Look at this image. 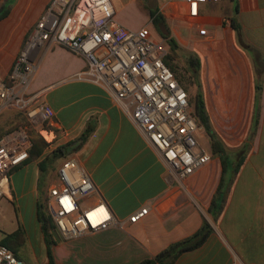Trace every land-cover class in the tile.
<instances>
[{"label": "crops", "instance_id": "0c3cea01", "mask_svg": "<svg viewBox=\"0 0 264 264\" xmlns=\"http://www.w3.org/2000/svg\"><path fill=\"white\" fill-rule=\"evenodd\" d=\"M50 1L0 0V7L10 4L0 20V78L6 85L12 84L15 57ZM110 1L117 23L144 28L154 40L149 26L158 33L151 20V11H157L183 54L195 57L196 92L218 144L213 149L202 126L203 133L198 130L196 136L211 160L180 179L107 91L75 78L86 67L85 59L47 42L30 52L35 70L28 91L36 94L33 105L44 103L53 110L52 118L42 123L51 139L39 155L10 172L9 194L0 199V243L23 264L29 250L49 264L37 205L46 203L57 168L71 158L93 181L89 202L105 201L123 222L92 234L102 232L103 245L118 246L114 256L125 264L153 258L203 222L210 226L205 241L171 264H264V0L207 1L195 18L181 0ZM231 17L238 30L230 25ZM4 110L8 108L0 114ZM63 146L64 155L52 154ZM220 196L215 215L209 207ZM142 206H148L147 214L129 223V215ZM61 246V239L49 246L56 264H61L55 260Z\"/></svg>", "mask_w": 264, "mask_h": 264}, {"label": "built area", "instance_id": "2783aa9c", "mask_svg": "<svg viewBox=\"0 0 264 264\" xmlns=\"http://www.w3.org/2000/svg\"><path fill=\"white\" fill-rule=\"evenodd\" d=\"M187 14L195 18L199 7L219 0H181ZM56 43L86 61L75 74L107 91L121 105L141 135L154 147L170 169L184 179L211 160L197 141L199 129L191 112L187 91L164 62L162 41L142 28L127 29L114 19L110 0H51L24 41L10 71L11 85L0 78V110L23 112L44 136L42 123L53 116L47 104L33 105L29 93L35 65L30 52L45 43ZM47 133V132H45ZM31 136L18 127L0 137V199L9 194L12 168L28 157ZM95 186L90 175L71 158L57 168V181L47 191V207L62 238H73L122 225L103 200L89 202ZM142 206L127 218L134 223L148 212ZM0 264H23L0 243Z\"/></svg>", "mask_w": 264, "mask_h": 264}, {"label": "trees", "instance_id": "16d2710c", "mask_svg": "<svg viewBox=\"0 0 264 264\" xmlns=\"http://www.w3.org/2000/svg\"><path fill=\"white\" fill-rule=\"evenodd\" d=\"M9 7H10L9 3H5L0 7V20L7 15L9 11ZM236 11H237V4L235 3L234 12ZM151 20H152L153 26L157 29L161 37L165 39L168 45V51L166 52L163 60L167 64V66L170 68V70L173 72L175 77L177 78L176 67L172 63H173L174 56H176L177 54L176 52L179 49V45L177 41L172 36H170L168 27L163 17L161 15H158L157 11H151ZM230 25L233 27L234 30H238L239 28L234 17H231ZM161 26L164 29L161 30ZM185 55H184V58L188 59V62L190 63L189 70L191 69V74L193 75V78H195V72L197 69V61L195 57L192 56L191 54L186 55V56ZM177 80L179 81L178 78ZM188 98H189V103L191 106V112L196 117L198 126H202L204 128L211 142V146L214 149V146L218 144V141L215 138V135L210 128L209 119L206 114L204 102H203L200 91H197L193 97L188 96ZM16 113H17L16 115L18 116V119L21 120V123L9 129H1L0 137L14 128L23 127L27 129L28 133L31 136V147L29 148L27 159L39 155L43 151V149H45V147L48 145V142L45 141L41 137V135L38 133L36 128L29 122L28 118L23 112L16 111ZM88 131L89 130L87 129L85 130V132H83L80 135V138L82 141L86 140L88 136ZM64 153H65V147L63 146V147H58L52 154L57 157L58 155L60 156L64 155ZM219 192L220 191H218V195H219ZM220 198H222V196H220L219 198L214 197L209 207V211L215 215L220 211V208H221V202L219 201ZM37 215H38V219L41 224L42 232L44 233L45 239L47 241V246H48L47 255H48L49 264H56L52 257L50 248H49L50 244L54 243V238L51 234V229H54L55 225L52 221L51 215L48 211V207L45 201L38 203ZM209 231H210L209 224L207 222H203L201 227L189 237H186L180 241L171 243L168 247L160 251L158 254H156L151 259H144L134 264H171L178 257L180 253L188 251V250H192L198 247L199 245H201L207 238Z\"/></svg>", "mask_w": 264, "mask_h": 264}, {"label": "rangeland", "instance_id": "374dc122", "mask_svg": "<svg viewBox=\"0 0 264 264\" xmlns=\"http://www.w3.org/2000/svg\"><path fill=\"white\" fill-rule=\"evenodd\" d=\"M149 30L152 32L153 38H156L157 41H162V46L168 51L167 43L154 31L152 26H149ZM176 53L172 64L176 67L177 78L181 86L187 91L188 96L193 97L196 93V85L194 84L191 69L189 70L190 63L188 59L184 58L181 49H178ZM15 110L16 109L8 108V110H4V112L0 114V130L12 128L21 123ZM199 132L203 133V130H199ZM201 140H203V138L201 139L200 137V142ZM102 234V232L96 234L84 233L67 239L60 237L62 246L55 250L57 254L55 259L56 262L61 264H125L124 259L122 260L121 257L117 258L114 256L118 246L115 244L103 245L106 241L99 239ZM23 256L26 260V264H43V259H45L40 253L30 252V250L24 253Z\"/></svg>", "mask_w": 264, "mask_h": 264}, {"label": "water", "instance_id": "95a60500", "mask_svg": "<svg viewBox=\"0 0 264 264\" xmlns=\"http://www.w3.org/2000/svg\"><path fill=\"white\" fill-rule=\"evenodd\" d=\"M81 143V140H77L75 142H73L69 148L66 149V153H68L71 149H74L76 148L79 144ZM51 234L53 235L54 237V240L56 242L60 241V235L59 233L57 232V230L54 228V229H51Z\"/></svg>", "mask_w": 264, "mask_h": 264}, {"label": "bare ground", "instance_id": "6f19581e", "mask_svg": "<svg viewBox=\"0 0 264 264\" xmlns=\"http://www.w3.org/2000/svg\"><path fill=\"white\" fill-rule=\"evenodd\" d=\"M44 133V135H45V137L47 138V139H51V134H48V133H45V132H43Z\"/></svg>", "mask_w": 264, "mask_h": 264}]
</instances>
